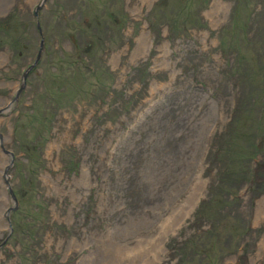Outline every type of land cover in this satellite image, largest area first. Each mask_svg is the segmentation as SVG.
I'll use <instances>...</instances> for the list:
<instances>
[{
	"label": "rangeland",
	"instance_id": "374dc122",
	"mask_svg": "<svg viewBox=\"0 0 264 264\" xmlns=\"http://www.w3.org/2000/svg\"><path fill=\"white\" fill-rule=\"evenodd\" d=\"M40 1L0 0V264H264V0H45L22 83Z\"/></svg>",
	"mask_w": 264,
	"mask_h": 264
},
{
	"label": "water",
	"instance_id": "95a60500",
	"mask_svg": "<svg viewBox=\"0 0 264 264\" xmlns=\"http://www.w3.org/2000/svg\"><path fill=\"white\" fill-rule=\"evenodd\" d=\"M43 1H44V0H42V2H43ZM41 4H42V3H41ZM39 7H40V5H38V6L36 7V9L34 10V14H35V15H37V10H38ZM37 27H38L39 31H41V30H40V25H39V22H38V21H37ZM42 47H43V40L41 39V41H40V48H39V50H38L37 56H36V58H35L33 64H31V65L25 70V72L23 73V79L25 78V76H26L27 72L29 71V69H31V68L36 64V62L38 61V59H39V57H40V53H41V48H42Z\"/></svg>",
	"mask_w": 264,
	"mask_h": 264
},
{
	"label": "trees",
	"instance_id": "16d2710c",
	"mask_svg": "<svg viewBox=\"0 0 264 264\" xmlns=\"http://www.w3.org/2000/svg\"><path fill=\"white\" fill-rule=\"evenodd\" d=\"M12 45H13V44H12ZM13 46H14V45H13ZM16 46H19V44H18V45H16ZM22 46H23V45H20V47H21V48H22Z\"/></svg>",
	"mask_w": 264,
	"mask_h": 264
},
{
	"label": "bare ground",
	"instance_id": "6f19581e",
	"mask_svg": "<svg viewBox=\"0 0 264 264\" xmlns=\"http://www.w3.org/2000/svg\"><path fill=\"white\" fill-rule=\"evenodd\" d=\"M216 4H217V0L215 1V5H216ZM217 5H218V4H217ZM217 5H216V6H217ZM214 7H215V6H214Z\"/></svg>",
	"mask_w": 264,
	"mask_h": 264
}]
</instances>
